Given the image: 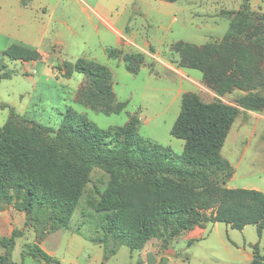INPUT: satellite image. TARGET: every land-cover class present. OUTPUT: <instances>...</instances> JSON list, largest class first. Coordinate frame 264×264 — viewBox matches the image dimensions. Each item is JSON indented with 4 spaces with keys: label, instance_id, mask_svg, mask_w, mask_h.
Listing matches in <instances>:
<instances>
[{
    "label": "rangeland",
    "instance_id": "rangeland-1",
    "mask_svg": "<svg viewBox=\"0 0 264 264\" xmlns=\"http://www.w3.org/2000/svg\"><path fill=\"white\" fill-rule=\"evenodd\" d=\"M25 1L26 7L21 0H0V75H6L0 79V103L55 129L67 107L104 129L123 125L130 115L137 114L138 134L170 147L178 155L184 141L172 136L170 130L184 93H194L204 102L236 106L238 114L221 149L233 174L228 179L219 177V184L264 193V57L257 73L258 84L251 90L233 87L219 93L216 85L205 80L201 69L179 65L178 54L171 50L177 41L197 46L219 42L229 23V15L221 12L237 10L241 0ZM90 4L99 8L108 23L104 25L94 15L87 6ZM249 5L255 13L264 12V0H249ZM109 24L123 29L125 38H119ZM12 43L36 50L38 58H9L3 52ZM110 48L142 53L138 73L128 72L121 59L110 58ZM78 58L109 67L115 97L126 101L124 110L107 115L75 101L85 76L73 72L66 78L58 66ZM255 59L253 56L252 63ZM250 93L262 100L254 109H245L238 100ZM8 115L9 109L0 107V127ZM108 179L106 172L93 167L69 226L44 235L40 247L60 264H249L255 243L264 254V228L259 237L251 224L236 229L208 221L174 237L168 235L172 224L160 227L158 237L130 251L112 236H104L100 228L102 213L96 211L95 204ZM205 213L208 219L211 210ZM25 220L24 212L12 203H0V238L13 228L23 231L15 239L10 260L13 264H46L21 253L26 243H34L49 229L50 221L44 214L34 221L28 219L27 224Z\"/></svg>",
    "mask_w": 264,
    "mask_h": 264
},
{
    "label": "trees",
    "instance_id": "trees-1",
    "mask_svg": "<svg viewBox=\"0 0 264 264\" xmlns=\"http://www.w3.org/2000/svg\"><path fill=\"white\" fill-rule=\"evenodd\" d=\"M27 4L21 0L22 6ZM221 13L229 15V23L219 42L197 46L177 41L171 50L178 54L179 65L201 69L205 80L216 85L219 93L233 87L251 90L258 84L257 73L264 57V12L255 13L249 0H241L237 10ZM107 53L112 59H121L133 74L143 64L140 52L110 48ZM3 54L11 59L38 58L36 50L14 43ZM58 69L66 78L73 72L85 76L75 95L77 103L107 115L125 109L126 101H118L113 92L108 66L78 58L65 61ZM5 76L1 74L0 79ZM261 100L250 93L241 96L238 103L245 109H254ZM0 107L9 109L0 127V203H12L16 210L24 212V224L42 214L50 221L49 229L40 233L34 243L24 245L22 257L60 264L39 244L44 235L69 226L93 167L109 177L95 204L96 211L102 213L100 228L104 236H112L130 251L142 248L149 239L158 237L160 227L170 224L169 237L206 221L223 222L236 229L251 224L261 236L264 193L222 186L218 180L233 174L221 149L238 114L236 106L204 102L194 93H184L170 130L172 136L184 141L180 155L140 136L137 114L130 115L123 125L104 129L67 107L55 129L19 115L5 103ZM207 210H211L208 219ZM22 232L13 228L0 238L4 249L0 264H13L11 251ZM249 264H264L258 243L253 245Z\"/></svg>",
    "mask_w": 264,
    "mask_h": 264
},
{
    "label": "crops",
    "instance_id": "crops-1",
    "mask_svg": "<svg viewBox=\"0 0 264 264\" xmlns=\"http://www.w3.org/2000/svg\"><path fill=\"white\" fill-rule=\"evenodd\" d=\"M87 6H89L90 7V9L92 10V12L94 13V15L96 16V17H99L100 18V21L104 24V22L105 23H108L107 22V20H105V16L98 10L99 8L98 7H96L95 5H87ZM26 7V6H25ZM84 9L83 10H85V7H83ZM105 25V24H104ZM108 27L112 30V31H114V32H116L117 33V35H118V37L119 38H122V37H124L123 36V29H117V28H114L113 26H111L110 24L108 25ZM125 38V37H124Z\"/></svg>",
    "mask_w": 264,
    "mask_h": 264
}]
</instances>
